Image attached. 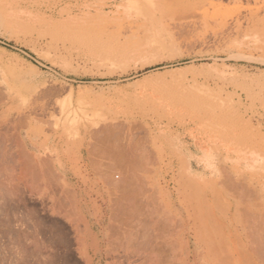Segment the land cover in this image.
I'll use <instances>...</instances> for the list:
<instances>
[{
    "label": "rangeland",
    "instance_id": "rangeland-1",
    "mask_svg": "<svg viewBox=\"0 0 264 264\" xmlns=\"http://www.w3.org/2000/svg\"><path fill=\"white\" fill-rule=\"evenodd\" d=\"M186 135L241 169L222 158L196 179ZM0 142V264L35 245L84 264L98 246L85 216L124 248L135 185L138 219L152 216L138 243L165 232L177 259L189 244L264 264V0H0Z\"/></svg>",
    "mask_w": 264,
    "mask_h": 264
},
{
    "label": "bare ground",
    "instance_id": "bare-ground-1",
    "mask_svg": "<svg viewBox=\"0 0 264 264\" xmlns=\"http://www.w3.org/2000/svg\"><path fill=\"white\" fill-rule=\"evenodd\" d=\"M1 143V142H0ZM2 144V143H1ZM102 152H104V151H102ZM102 155V154H101ZM105 155H108L109 156V154H108V152H105ZM111 155V154H110ZM104 156V155H103ZM110 157H112V156H110ZM108 159V158H107ZM112 159V158H111ZM110 160V159H109ZM133 161V160H132ZM110 162L111 163H113L111 160H110ZM110 163V164H111ZM113 166V165H112ZM111 166V167H112ZM110 167V168H111ZM118 174V173H117ZM119 175V174H118ZM120 176V175H119ZM118 176V177H119ZM132 176H134L133 174L130 176L131 178H134V177H132ZM120 178V177H119ZM136 178V177H135ZM137 180V179H136ZM119 181V180H118ZM133 182H134V180H132ZM120 182V181H119ZM140 182V181H139ZM144 182V181H143ZM135 184V183H134ZM130 185V184H129ZM128 185V186H129ZM143 185V184H142ZM145 185V184H144ZM137 185H135V189L136 188H138L136 191H135V189L133 188V186L131 187V186H129V187H127V189H129V190H127L128 192H127V194L125 195H123L124 197L123 198H121L122 199V203L125 201V207L124 206H121V207H123V209H124V218H122V220H120L121 222V224L118 226V227H120L121 225V227H123V229L122 230H124L123 232H122V235H124V239L126 240L127 239V243H126V241L124 240V242L126 243L125 244V246H121V247H124V248H120V250H118V247L117 246H115V248L114 247H111V245H112V243L108 246V243H107V239L108 238H106L107 236L105 235V233H104V231L106 230H104V228H103V226H102V223L105 221V219H104V215H103V217H101L100 218V221L99 222H97V223H90V221L89 220H87L86 219V216L84 217V220H85V223H84V225H85V231L87 232H89L90 231V234H93L94 235V237L96 238V240L98 239V246H97V248L95 249V253H94V258H91L90 256L88 257V256H86L85 257V260H84V264H199L198 263V261L199 260H201V259H204V260H206L207 261V263L208 264H244V263H242L241 261H238L236 258H234V254H230V256L231 257H233L234 258V260L230 263V262H219V260L218 259H216V258H212L211 256H210V254H209V251H208V249L207 250H202L200 253H196L195 252V250H193V251H191L190 250V245L188 244V246H187V258H179L178 257V259H177V256H174V251H173V244H170L168 241H170L171 240V236L173 235V234H171L170 235V237H168V238H166L167 236H165V234H163V233H165V232H163L161 235H162V237H160V235L157 237H154V238H152V241H150L151 239H148L149 238V236H147L148 238H144V239H142V240H140V242L138 243V241H137V239H138V237H139V235H137V233H138V231L136 232V227H138L139 228V226L142 224L143 225V223H145V227L146 226H151V225H148V224H151L152 223V221H151V219H152V216H150V220H148V218H147V222H143V223H141V220H139L138 219V217H140V216H138L139 214V211H140V209H141V207H140V209L138 210L137 208L139 207V204H141V202H139L138 203V201H142V200H139V197H140V192L142 191L141 189H143V188H139V187H136ZM126 187V186H125ZM140 187H143V186H140ZM122 188V187H121ZM120 188V189H121ZM145 189V188H144ZM123 190H125V188L124 189H121V193H119V195L120 196H122L121 194L123 193ZM139 190V191H138ZM146 190V189H145ZM145 192V191H144ZM142 193V195L144 194L143 192H141ZM156 193V192H155ZM153 195V194H152ZM145 196H147V195H145ZM156 197V196H155ZM151 198H154V197H151ZM150 198V199H151ZM146 199V198H145ZM149 199V198H148ZM155 199V198H154ZM153 199V200H154ZM115 200H116V198H115ZM117 200H118V198H117ZM138 200V201H137ZM68 201V200H67ZM121 201V200H120ZM151 201H152V199H151ZM54 203H57L58 202V200H54L53 201ZM63 202H65V200L63 201ZM69 202H72L71 204H73V202L74 201H69ZM114 202H116V201H114ZM150 202V201H149ZM67 203V202H66ZM118 203V202H117ZM121 203V202H120ZM120 203H118L119 205H120ZM136 203H138V206H137V204ZM155 203V202H154ZM60 204H62V203H57V206L59 205V206H61ZM75 204L77 205V207L81 210L82 209V206H83V204L81 203V201H75ZM113 204V203H112ZM111 204V205H112ZM115 205H117V207L119 206L118 204H116V203H114ZM113 204V205H114ZM56 205V204H55ZM63 205H65V204H63ZM62 205V206H63ZM111 205H109V207L111 208ZM114 205V206H115ZM141 205H143V204H141ZM150 205V204H149ZM65 206H68L67 204L65 205ZM114 206H112V207H114ZM144 206V205H143ZM148 206V205H147ZM146 205H145V208L144 209H147L146 207H147ZM151 206V205H150ZM64 207V206H63ZM137 207V208H136ZM143 208V207H142ZM148 208H149V206H148ZM111 209H113V208H111ZM114 209H115V207H114ZM119 209H120V206H119ZM122 209V208H121ZM122 209V210H123ZM61 210V209H60ZM107 210V209H106ZM117 210V209H116ZM122 210H120V212L122 211ZM66 211V210H65ZM112 211V213H113V211L114 210H111ZM70 213V212H69ZM105 213V212H104ZM112 213L109 215V216H111L112 215ZM146 213V212H145ZM120 214H122V213H120ZM143 215H144V213H142ZM143 215H141V217H140V219H142V216ZM149 215V214H148ZM152 215V214H151ZM138 216V217H137ZM119 217V216H118ZM113 218H115V217H113ZM145 219H146V217H144ZM153 219H156V217H153ZM112 221V220H111ZM116 221V220H115ZM144 221V220H143ZM156 221V220H155ZM155 221L153 220V222L155 223ZM158 221V220H157ZM156 221V222H157ZM181 221V220H180ZM110 222V221H109ZM117 222V221H116ZM158 222H160V221H158ZM141 223V224H140ZM185 223V222H184ZM119 224V223H118ZM147 224V225H146ZM156 224V223H155ZM107 225H110V223L109 224H107ZM153 225V224H152ZM162 225V224H161ZM156 226H158V225H156ZM155 226V227H156ZM183 226V225H182ZM41 227V226H40ZM111 227H112V225H111ZM114 227V226H113ZM120 227V228H121ZM119 228V229H120ZM152 228V227H151ZM154 228V227H153ZM152 228V229H153ZM142 229V231L144 230L143 228H141ZM162 229V228H161ZM94 230H96V231H94ZM108 230V229H107ZM111 230V228H109V230L108 231H110ZM116 230H117V228H116ZM116 230H114V231H116ZM121 230V231H122ZM118 231V230H117ZM148 231H150V230H148ZM147 231V232H148ZM159 231V230H158ZM157 231V232H158ZM163 231V230H162ZM21 232V231H20ZM23 232V231H22ZM157 232H155L156 233V235L158 234ZM25 233V232H24ZM118 233V232H117ZM151 233V232H150ZM170 233H172V232H170ZM22 234V233H21ZM28 234V233H27ZM119 234H120V231H119ZM175 234V233H174ZM25 235V234H24ZM23 235V236H24ZM116 235V234H115ZM163 235H164V237H163ZM167 235H169V234H167ZM27 236V235H26ZM121 236V235H120ZM144 236V235H143ZM152 236V235H151ZM28 237V239H29V236H27ZM108 237H111V236H109L108 235ZM115 237V236H114ZM113 237V239L116 241V237L114 238ZM145 237H146V235H145ZM139 238H142L141 236L139 237ZM23 239V238H22ZM27 239V240H28ZM112 239V240H113ZM117 239H118V237H117ZM146 239H148L147 241H144V240H146ZM174 239V238H173ZM173 239L171 240V241H173ZM259 239H261V238H259ZM56 240V239H55ZM123 240V239H122ZM159 240V241H158ZM262 240V239H261ZM26 241V240H25ZM25 241H24V243H25ZM57 241V240H56ZM142 241V242H141ZM170 241V242H171ZM40 242V241H39ZM124 242L122 243V244H124ZM159 242V243H158ZM260 242V241H259ZM23 243V244H24ZM27 243V242H26ZM41 243V245H42V242H40ZM54 242H52V244H53ZM58 243V242H57ZM61 243V242H60ZM171 243H173V242H171ZM28 244V243H27ZM105 244H107V246L105 245ZM29 245V244H28ZM40 245V246H41ZM120 245V244H119ZM172 245V246H171ZM33 246H34V244H33ZM32 246V247H33ZM39 246V247H40ZM43 246V245H42ZM105 246V247H104ZM48 248H49V246H47ZM257 247H258V245H257ZM197 247H195V249H196ZM216 247H213V250L215 251V252H217L216 251V249L218 250V248H216ZM9 249V248H8ZM165 249H166V251H171L170 252V255H168L167 253H166V251H165ZM168 249V250H167ZM12 250V249H11ZM25 250V249H24ZM213 250H211V252L213 251ZM256 250V249H255ZM257 250H259V249H257ZM29 252H28V256L26 257V261L28 262L27 264H51L52 263V261H51V263H50V258L49 257H51V258H54L55 257V255H54V257H52L51 255H52V253L50 252V254L48 253V255H47V253L46 254H43L42 253V251L40 250V248H38V246L37 245H35V247L32 249H30V250H28ZM43 251H45V250H43ZM214 253V252H213ZM218 253V252H217ZM220 253V252H219ZM225 253H227V252H225ZM224 253V254H225ZM257 253V252H256ZM9 254V253H8ZM15 254V253H14ZM25 254H27L26 252H25ZM216 254V253H215ZM261 253H259V255H260ZM16 255V254H15ZM23 255H24V253H23ZM46 255V256H45ZM179 255H181V254H179ZM218 255V254H217ZM220 255V254H219ZM219 255H218V257H219ZM262 255V254H261ZM214 256V255H213ZM12 257H13V255H12ZM18 257V256H17ZM97 257V258H96ZM19 258H20V256H19ZM28 258H30V259H32L31 261L32 262H29L28 260H30V259H28ZM49 258V259H48ZM5 259H6V256H5ZM22 259V258H21ZM21 259L19 260V261H21ZM28 259V260H27ZM261 259V258H260ZM7 260V259H6ZM24 261H25V258L23 259ZM23 260H22V262H23ZM14 261H16V259L14 260ZM55 262V261H54ZM54 262H53V264H54ZM24 264H26V262H23ZM56 263V262H55ZM57 264V263H56Z\"/></svg>",
    "mask_w": 264,
    "mask_h": 264
},
{
    "label": "crops",
    "instance_id": "crops-1",
    "mask_svg": "<svg viewBox=\"0 0 264 264\" xmlns=\"http://www.w3.org/2000/svg\"><path fill=\"white\" fill-rule=\"evenodd\" d=\"M179 152L187 163V168L196 179L208 180L209 174L220 168L222 158H229L231 167L240 170L238 155L227 152L217 145L210 146L205 138L196 135H186L185 141L179 146Z\"/></svg>",
    "mask_w": 264,
    "mask_h": 264
}]
</instances>
